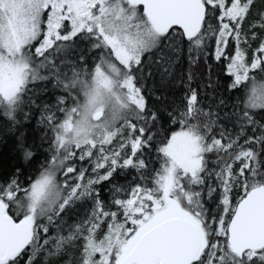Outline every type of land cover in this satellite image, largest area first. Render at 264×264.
Here are the masks:
<instances>
[{
	"label": "snow or ice",
	"instance_id": "obj_1",
	"mask_svg": "<svg viewBox=\"0 0 264 264\" xmlns=\"http://www.w3.org/2000/svg\"><path fill=\"white\" fill-rule=\"evenodd\" d=\"M0 115V264H264V0H0Z\"/></svg>",
	"mask_w": 264,
	"mask_h": 264
},
{
	"label": "trees",
	"instance_id": "obj_2",
	"mask_svg": "<svg viewBox=\"0 0 264 264\" xmlns=\"http://www.w3.org/2000/svg\"><path fill=\"white\" fill-rule=\"evenodd\" d=\"M208 63L213 66V80L218 83V87L216 88L215 92L212 90H207V98H205L204 103L209 104L213 103V98H227L230 94L226 91L227 84L230 83L229 80L226 79V74L222 73L218 67H216V61L212 58L208 60ZM183 71L185 74L188 70L187 61L183 63ZM194 72L197 75V79L203 77V82L207 83V66L201 61L199 67L194 68ZM183 84L177 82L174 87H171L167 90V95L169 99L164 101V103L170 104L173 99H177L183 95ZM160 93L157 92V95ZM150 103H156L159 106L158 101H155V98H151ZM166 121V115L163 117ZM165 128L169 127L168 124L165 123ZM37 124L36 120L33 119L30 122H25L21 120V122L16 125L15 127H8L5 123V118L0 115V174L9 172L14 170V167L19 165H23L26 171V176L28 174H33L35 169L39 168L41 162H43V156L41 155L40 151L36 152L37 163L34 166H29L26 161H24L22 156H18L17 152V141L20 137H25L27 142L31 144L33 140H36V143L39 144L40 140L38 139L40 133L36 131ZM172 130H179L178 127L173 126ZM170 135V132L167 133ZM158 139H163V137H158ZM46 147V145H45ZM156 152L155 149L152 150V158L155 159ZM159 165L157 164L156 167ZM38 174V172H35ZM127 179H131L129 176ZM118 182L123 184L125 183L126 178L124 176H119L117 178ZM108 192L105 190V197L107 198Z\"/></svg>",
	"mask_w": 264,
	"mask_h": 264
}]
</instances>
